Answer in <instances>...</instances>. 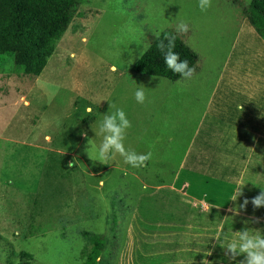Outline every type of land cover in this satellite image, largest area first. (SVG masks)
I'll return each mask as SVG.
<instances>
[{"label":"rangeland","instance_id":"rangeland-1","mask_svg":"<svg viewBox=\"0 0 264 264\" xmlns=\"http://www.w3.org/2000/svg\"><path fill=\"white\" fill-rule=\"evenodd\" d=\"M248 2L83 0L37 78L21 75L11 54L0 56V264H81L82 232L104 237L99 264H117L120 255L123 264L167 259L168 250L143 259L151 249L128 233L138 198L173 174L141 163L143 131L153 124L143 117L174 92L168 79L131 66L167 31L197 54L183 80L209 84ZM163 114L159 135L167 138L182 123ZM177 141L166 148L181 149ZM151 215L142 227L173 220L165 208Z\"/></svg>","mask_w":264,"mask_h":264},{"label":"crops","instance_id":"crops-1","mask_svg":"<svg viewBox=\"0 0 264 264\" xmlns=\"http://www.w3.org/2000/svg\"><path fill=\"white\" fill-rule=\"evenodd\" d=\"M238 20L214 80H169L174 95L158 96L143 117L156 131H143L141 165L173 174L138 198L128 241L151 249L143 259L168 250L156 264H264V41L241 13ZM164 112L182 123L167 138L159 135ZM174 138L181 149H169ZM157 207L173 220L142 227Z\"/></svg>","mask_w":264,"mask_h":264},{"label":"trees","instance_id":"trees-1","mask_svg":"<svg viewBox=\"0 0 264 264\" xmlns=\"http://www.w3.org/2000/svg\"><path fill=\"white\" fill-rule=\"evenodd\" d=\"M82 2L0 0V56L11 54L14 63L21 68V75L37 78ZM241 15L264 41V0H249L242 6ZM196 62L195 51L177 35L165 31L134 61L131 70L173 81L189 73ZM82 235L86 244L80 253L81 264H99L105 248L104 237L87 232H82ZM19 256L32 259L26 251H21Z\"/></svg>","mask_w":264,"mask_h":264}]
</instances>
